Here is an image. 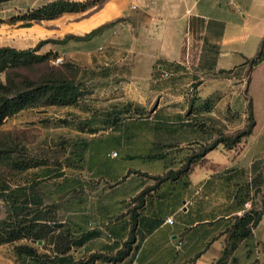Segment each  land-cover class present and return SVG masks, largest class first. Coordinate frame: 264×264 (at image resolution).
<instances>
[{
  "label": "crops",
  "instance_id": "0c3cea01",
  "mask_svg": "<svg viewBox=\"0 0 264 264\" xmlns=\"http://www.w3.org/2000/svg\"><path fill=\"white\" fill-rule=\"evenodd\" d=\"M51 1L27 0L17 8ZM74 13L59 33L75 37L41 47L55 46L59 58L78 68L84 94L72 107H103L90 109L95 119L126 103L151 108L162 126L153 134L173 146L153 159L155 141H141L120 162H108L103 156L112 148L81 147L102 144L113 131L74 129L79 162L56 166V177L46 173L52 164L31 167L39 170L34 186L23 183L22 213L70 228L74 241L63 253L49 242L47 264H255L259 250L264 264V132H256L264 104V0H102ZM57 19L14 30L34 42L49 36ZM161 70L172 74L162 77ZM249 110V134L217 142L186 164L191 152L241 130ZM180 168L185 174L166 176ZM19 185L10 189L18 192ZM246 201L261 214L252 233L240 223ZM128 240L127 253L117 258ZM17 256L10 264H41Z\"/></svg>",
  "mask_w": 264,
  "mask_h": 264
},
{
  "label": "trees",
  "instance_id": "16d2710c",
  "mask_svg": "<svg viewBox=\"0 0 264 264\" xmlns=\"http://www.w3.org/2000/svg\"><path fill=\"white\" fill-rule=\"evenodd\" d=\"M5 0H0V2ZM88 1V0H87ZM78 2L71 0H54L41 5L36 8H29L26 10V14H21L17 16H12V21L24 20L20 26H30L31 21H39L45 19H54L64 12H77L84 10L89 6V2ZM97 28L86 33L83 38L91 36ZM73 34H66L63 38H45L40 40L34 47L17 49L12 46H1L0 47V72H6L9 69L22 68L31 66L33 64L46 63L48 71L43 75V77L38 81H32L29 79L22 80L19 83H14L6 77V82L0 81V125L2 124L4 118L11 116L20 110L26 108H34L38 106H77L80 103V99L84 94L82 89V84L76 79L78 68L70 61H60L59 64L55 65L52 58H56L57 55L54 51H46L42 53H37L39 49L47 43H58L63 40L74 38ZM49 62L54 67L49 66ZM194 88V87H193ZM194 91V90H193ZM125 107L124 117L120 120L112 113V110H116L114 106L110 111L105 113V118L103 123L106 124L107 128H110L114 133L102 140V144L95 146L93 143L82 144V150L88 149L89 151H104L105 149L114 150V145L119 147H126L132 150L130 147L139 144V142H149V140L155 141V143H150L155 146L154 150L157 151L156 154L149 156L150 158L157 159L163 158L162 150L172 147L173 144L168 142L164 138H158L157 135L153 134L159 131L161 124L157 122V118H154V114L151 115L152 109H145L144 107L133 104L126 103L121 105ZM151 115V117H150ZM187 115V114H185ZM188 118L183 119V122H189ZM128 124H130L128 126ZM254 125V120L249 110L246 125L239 131L235 132L226 137L220 136L213 142L201 146L198 151L191 152L186 157V164L194 157H201L206 151L213 148L217 142L230 140L235 142L242 136L250 133ZM94 130V129H92ZM146 133L151 134L150 137H138L137 134ZM140 138L141 141H136ZM168 139V138H167ZM106 140V141H105ZM87 145H90L88 147ZM80 148V149H81ZM153 149V148H151ZM115 151V150H114ZM117 153V152H116ZM129 153H131L129 151ZM89 162L93 160L88 158ZM80 160L78 159V162ZM71 162L69 161L70 164ZM46 165L48 163L37 162L34 164H29L25 166L26 169L31 167H36L40 165ZM57 168L54 166L47 169L48 172H55L53 177L58 176ZM186 170L180 168L177 171L169 170L166 176H174L176 174L184 173ZM52 177V176H51ZM29 177L26 180L30 181V185L34 186V180ZM34 179V178H33ZM25 180V181H26ZM25 181L15 183L20 184L18 186V192H15L8 186L7 182L0 184V196L6 202L7 217L5 220L0 221V244L13 243L14 241L21 240L23 238L29 241L37 243L39 240L43 243L44 238L49 242H54L53 250L65 252L70 249V246L74 244L72 235L70 233V228H63L62 224H46L39 222L35 216H26L22 211L26 208L28 203L24 198L25 191ZM19 197H22L18 200ZM250 199V198H249ZM248 199V200H249ZM245 203V202H244ZM260 212L254 210L253 208L247 209L240 218V223L247 225V231L252 233L251 229L256 226L260 219ZM250 223V225H249ZM47 225H54L50 228ZM59 229L58 233L56 230ZM129 240L126 242V249L123 252L117 254V258L121 255L126 254L128 250ZM16 254L24 259H37L41 264H43V256L36 253V250L27 244H17ZM93 257V256H92ZM50 262V261H49Z\"/></svg>",
  "mask_w": 264,
  "mask_h": 264
},
{
  "label": "rangeland",
  "instance_id": "374dc122",
  "mask_svg": "<svg viewBox=\"0 0 264 264\" xmlns=\"http://www.w3.org/2000/svg\"><path fill=\"white\" fill-rule=\"evenodd\" d=\"M27 0H5L0 2V47L12 46L17 49H25L34 47L40 40L45 38H63L64 34H60L61 25L71 21L75 17L74 12H64L57 16V21L50 25L55 30L48 31L44 36H39L36 41H26L27 36L17 34L15 28L19 27L24 20H13L12 16L26 14V9H18L17 6L24 5ZM102 0H88L89 5L100 4ZM32 23H39V21H31ZM56 22H58L56 24ZM34 43V45H32ZM29 44V45H28ZM28 45V46H27ZM48 45V44H47ZM46 46V45H45ZM56 47H52L55 49ZM52 49H50L52 51ZM43 48H40L37 53H42ZM52 58V64H59L57 58ZM60 61H66L65 58ZM68 61V60H67ZM49 62L50 67H54ZM48 71L46 63L33 64L31 66L9 69L6 72H0V81L6 82V77H9L14 83H19L22 80L38 81ZM257 110L258 127L264 132V104L259 106ZM89 108V109H88ZM103 107L88 106L85 111L72 106H38L34 108H26L19 112L4 118L0 125V184L7 182V185L25 181L29 177L36 178L37 170L35 168L26 169L25 166L37 162L49 163L52 166H62L79 159L80 144L75 142L76 137L72 130H81L90 132L92 129H101L103 131H110L106 124L103 123L105 114L98 119L93 117L99 109ZM116 110H112L114 117L119 120L124 117V106H116ZM258 108V106H257ZM95 109L97 112H91ZM88 114H87V113ZM130 124H128L129 126ZM235 133V132H234ZM232 133V134H234ZM231 135V134H230ZM78 139V138H77ZM136 141H141L137 138ZM90 147V145H87ZM114 150L119 153L118 158H112L111 155H104L103 159L108 162H120L124 159L129 150L126 147H119L114 145ZM139 158H134L136 162ZM146 161V160H144ZM51 177L49 176L48 179ZM51 185V182H49ZM6 202L0 196V221L7 217ZM264 220V219H263ZM55 224H58L55 222ZM50 228L54 225H47ZM22 242L32 243L36 248V253L43 256V264H47L50 260V253L52 249L48 246V241L44 238V242H32L17 240V244ZM15 243V244H16ZM14 243L4 244L0 247V256L4 259L5 264L14 262L16 258V246ZM41 248V249H39ZM38 250V251H37ZM261 254V250L258 251ZM19 259V256H17Z\"/></svg>",
  "mask_w": 264,
  "mask_h": 264
},
{
  "label": "built area",
  "instance_id": "2783aa9c",
  "mask_svg": "<svg viewBox=\"0 0 264 264\" xmlns=\"http://www.w3.org/2000/svg\"><path fill=\"white\" fill-rule=\"evenodd\" d=\"M56 61H58V63H59V62H60V58H57ZM171 74H172V73L169 72V71L161 70L160 76H162V77H169V76H171ZM193 90H194L193 86H189V88H188V92L191 93V92H193ZM116 154H117L116 151H113V152H111L110 155H111V156H116ZM244 208H246V209H250V201H246V202L244 203ZM165 221H166V222H169V223H172V218H171V216L166 217V218H165ZM253 229H254V228L251 229L252 232H253ZM180 244H181V241H178V242H177V246L179 247ZM255 264H262L261 261H260V258L258 257V254H257V253H256Z\"/></svg>",
  "mask_w": 264,
  "mask_h": 264
},
{
  "label": "water",
  "instance_id": "95a60500",
  "mask_svg": "<svg viewBox=\"0 0 264 264\" xmlns=\"http://www.w3.org/2000/svg\"><path fill=\"white\" fill-rule=\"evenodd\" d=\"M38 242L40 243L41 241L39 240Z\"/></svg>",
  "mask_w": 264,
  "mask_h": 264
}]
</instances>
